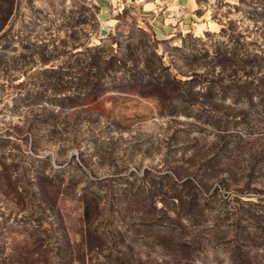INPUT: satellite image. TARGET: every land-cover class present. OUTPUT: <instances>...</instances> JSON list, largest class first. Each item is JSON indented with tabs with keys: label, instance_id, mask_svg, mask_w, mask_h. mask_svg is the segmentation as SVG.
<instances>
[{
	"label": "rangeland",
	"instance_id": "obj_1",
	"mask_svg": "<svg viewBox=\"0 0 264 264\" xmlns=\"http://www.w3.org/2000/svg\"><path fill=\"white\" fill-rule=\"evenodd\" d=\"M155 1L0 0V264H264V0Z\"/></svg>",
	"mask_w": 264,
	"mask_h": 264
},
{
	"label": "crops",
	"instance_id": "obj_2",
	"mask_svg": "<svg viewBox=\"0 0 264 264\" xmlns=\"http://www.w3.org/2000/svg\"><path fill=\"white\" fill-rule=\"evenodd\" d=\"M95 5L100 9H106L110 6L120 2V3H145L151 6L150 10L156 12L154 7L156 6L155 0H92ZM158 6V5H157ZM197 0H169L162 5V9L159 10L160 14H156L152 19V25L154 29L160 31L173 30L177 24H183L191 20L197 9Z\"/></svg>",
	"mask_w": 264,
	"mask_h": 264
}]
</instances>
